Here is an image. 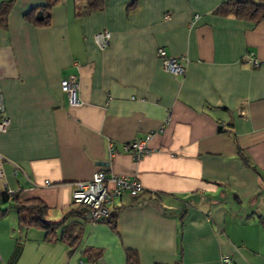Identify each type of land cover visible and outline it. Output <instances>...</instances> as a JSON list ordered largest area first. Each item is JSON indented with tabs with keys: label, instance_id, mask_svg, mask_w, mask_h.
<instances>
[{
	"label": "crops",
	"instance_id": "1",
	"mask_svg": "<svg viewBox=\"0 0 264 264\" xmlns=\"http://www.w3.org/2000/svg\"><path fill=\"white\" fill-rule=\"evenodd\" d=\"M48 1L0 0L10 2L0 27L8 190L43 203L49 222L78 207L74 184L97 171L144 192L111 204L113 225L73 218L75 248L20 228L12 197L0 200V264H127L129 251L137 264H264V23L215 15L228 0H104L87 14L81 0H54L48 26L26 20ZM158 48L184 58L183 77ZM68 76L80 106L61 91ZM147 138L152 154L125 151Z\"/></svg>",
	"mask_w": 264,
	"mask_h": 264
},
{
	"label": "built area",
	"instance_id": "2",
	"mask_svg": "<svg viewBox=\"0 0 264 264\" xmlns=\"http://www.w3.org/2000/svg\"><path fill=\"white\" fill-rule=\"evenodd\" d=\"M111 35L107 31H102L94 36V41L100 50H104L110 41ZM156 57L161 61L165 70L175 77H183L185 75V67L183 65L184 58L169 56L163 48L156 50ZM247 62L254 68L259 67V61L254 58L253 54L247 57ZM61 91L66 95L68 104L71 107L80 106L81 102L78 96V78L76 76H68L63 79L60 84ZM10 125V120L5 117V106L3 96L0 94V133H5ZM149 138L146 141H135L125 146V151L132 153L135 160L148 156L154 152L147 146ZM144 192V187L137 179L126 177L111 176L108 177L104 171H97L93 174L91 180L87 182H77L74 184L71 193V201L73 205L85 206L88 210V216L92 222H98L107 219L110 216V206L123 196L132 199L138 198ZM5 194L12 196L13 193L8 190L4 181V172L2 169V158L0 157V196ZM220 264H233L229 255L220 258Z\"/></svg>",
	"mask_w": 264,
	"mask_h": 264
},
{
	"label": "trees",
	"instance_id": "3",
	"mask_svg": "<svg viewBox=\"0 0 264 264\" xmlns=\"http://www.w3.org/2000/svg\"><path fill=\"white\" fill-rule=\"evenodd\" d=\"M81 3L85 4L86 14L101 11L104 7V0H81ZM54 4L55 1L53 0L48 1L45 5L32 8L25 15L26 20L32 22L34 25L48 26L51 19L50 11ZM9 5L10 2H7L0 6V27H4ZM214 14L220 17H234L235 19L257 25L264 23V0H228L221 4L214 11ZM243 160L248 166L253 168L246 158L243 157ZM6 196L7 195L2 194L0 200L8 201L9 198ZM13 196H11L12 198L10 199L17 213L20 228L32 227L41 229L45 234L44 241L51 242L57 239L66 243L71 248H75V246L80 243L82 239V230L72 219L81 218L86 220L89 210L85 206L80 205L77 208L69 210L60 222H49L46 219L48 209L43 203L39 201L22 202L17 196ZM138 198H134V200ZM0 215H3V213ZM70 220L72 221L69 222ZM88 220L92 221L90 218ZM67 222L69 223L66 224ZM102 222L113 225V215L110 214L107 219L94 223ZM60 229L61 233L58 236V231ZM127 264H137L135 252H127Z\"/></svg>",
	"mask_w": 264,
	"mask_h": 264
},
{
	"label": "water",
	"instance_id": "4",
	"mask_svg": "<svg viewBox=\"0 0 264 264\" xmlns=\"http://www.w3.org/2000/svg\"><path fill=\"white\" fill-rule=\"evenodd\" d=\"M90 218V217H89Z\"/></svg>",
	"mask_w": 264,
	"mask_h": 264
}]
</instances>
